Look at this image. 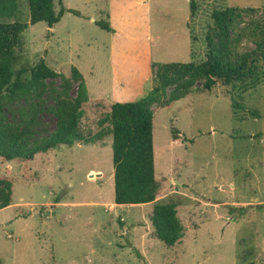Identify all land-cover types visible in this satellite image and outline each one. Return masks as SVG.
Here are the masks:
<instances>
[{"label":"rangeland","instance_id":"obj_1","mask_svg":"<svg viewBox=\"0 0 264 264\" xmlns=\"http://www.w3.org/2000/svg\"><path fill=\"white\" fill-rule=\"evenodd\" d=\"M15 2V18L28 22V0ZM151 2L154 38L148 45L115 41L97 26L96 21H109L108 0H62L66 9L78 14L66 11L53 25V35L45 22L29 25L17 49V65L33 66L43 59L59 73L50 81L59 87L73 64L84 73V65L92 63L100 74L106 72L102 56L95 55H110L112 46L115 54L138 55L142 67L144 55H152L151 64L198 63L205 60L214 9L264 12V0ZM191 2L196 6L194 14ZM124 5L117 6L122 15L131 7ZM54 9H60L59 0H54ZM157 86L151 68L137 98ZM172 89L165 90L163 100ZM227 91L219 83L210 91L202 90L198 82L188 95L168 106H152L155 200L178 204L185 228L176 244L167 246L155 236L152 202L113 210L71 204L94 199L100 183L105 202L113 200L111 135L107 134L96 143L57 146L29 161L0 159V176L13 182L12 203L0 209V263L264 264V83L237 97V107ZM47 100L52 104L51 98ZM83 109L79 126L86 135L109 128L98 123L108 111L106 106L90 100ZM41 117L45 131L38 130V137L55 126L52 114L43 112ZM90 169L101 170L104 176L89 181Z\"/></svg>","mask_w":264,"mask_h":264},{"label":"trees","instance_id":"obj_2","mask_svg":"<svg viewBox=\"0 0 264 264\" xmlns=\"http://www.w3.org/2000/svg\"><path fill=\"white\" fill-rule=\"evenodd\" d=\"M15 1L0 0V159L29 161L57 146L96 143L110 134L114 203L152 202L150 221L154 234L165 245L173 246L183 237L184 226L176 202L155 200L152 106L157 103L168 106L188 95L198 82L206 91L218 83L226 86L233 106H239L237 97L264 83V12L257 15L252 14L254 9L239 7L214 9L213 28L206 36L205 60L152 63L158 86L133 101L112 103L98 121L109 128L86 135L79 123L89 98L79 70L71 67L69 76L62 75V83L56 87L50 81L59 73L43 59L33 66L17 65L20 59L17 49L29 25L45 22L52 27L66 11L78 12L66 9L62 0L58 11L54 9V0H28L29 20L22 22L15 18ZM195 7L191 2V14L195 13ZM96 24L112 30L108 22L96 21ZM170 86L173 89L163 100ZM72 89L74 96L70 94ZM47 98L52 99V104ZM43 112L55 117V126L38 137V130L45 131ZM12 188V179L0 176V209L11 205Z\"/></svg>","mask_w":264,"mask_h":264},{"label":"crops","instance_id":"obj_3","mask_svg":"<svg viewBox=\"0 0 264 264\" xmlns=\"http://www.w3.org/2000/svg\"><path fill=\"white\" fill-rule=\"evenodd\" d=\"M125 3L129 4L131 7L128 6L127 10L124 11L122 15L117 6H122L124 8ZM108 7L109 13L106 15V18H108L109 21H100L109 23L112 30H103L111 33L115 41H139L151 45L154 38V35H152L150 16L152 8L151 0H108ZM49 28L52 31L51 34L53 35L54 26ZM156 38H158V35ZM115 50L116 47L112 46L110 55H95L96 57L102 56L105 62L107 70L103 74L99 73L95 63L89 64L88 66L84 65V67H86V73H84V70L82 67L78 66V64H73L71 66L76 67L84 79L89 98L86 103L90 100H96L100 103V105L106 106L109 110L112 103L133 101L144 92L145 82L151 76L152 55H144V63L142 67V63L139 62L138 55L115 54ZM122 65L123 67H121ZM71 67L69 68V71ZM91 91L94 93L93 96L91 95ZM111 142L112 139L110 138L108 143ZM76 144L81 145L82 143ZM99 172H101V170L90 169L88 173L93 174L88 175V180L93 181L95 180L94 178L104 176L103 173ZM94 193V199H91V201L71 204H85L93 206L104 205V207H108V210L126 206L125 204L114 203V183L111 187L112 201L105 202L106 197L103 194V183H100L98 187H95ZM134 205L137 204H127V206ZM103 261H105V259H101V263Z\"/></svg>","mask_w":264,"mask_h":264},{"label":"water","instance_id":"obj_4","mask_svg":"<svg viewBox=\"0 0 264 264\" xmlns=\"http://www.w3.org/2000/svg\"><path fill=\"white\" fill-rule=\"evenodd\" d=\"M98 175V174H97Z\"/></svg>","mask_w":264,"mask_h":264}]
</instances>
